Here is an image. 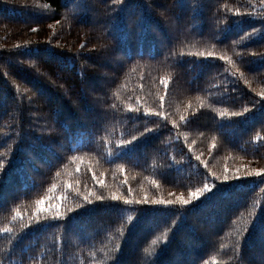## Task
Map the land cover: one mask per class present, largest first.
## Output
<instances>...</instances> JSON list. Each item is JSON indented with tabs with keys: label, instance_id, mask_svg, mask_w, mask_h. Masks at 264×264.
<instances>
[{
	"label": "trees",
	"instance_id": "obj_1",
	"mask_svg": "<svg viewBox=\"0 0 264 264\" xmlns=\"http://www.w3.org/2000/svg\"><path fill=\"white\" fill-rule=\"evenodd\" d=\"M0 162V264H264V0H0Z\"/></svg>",
	"mask_w": 264,
	"mask_h": 264
},
{
	"label": "snow or ice",
	"instance_id": "obj_2",
	"mask_svg": "<svg viewBox=\"0 0 264 264\" xmlns=\"http://www.w3.org/2000/svg\"><path fill=\"white\" fill-rule=\"evenodd\" d=\"M208 55H211V53H209ZM160 115H163V113H160ZM136 138L137 137H133V140L136 139ZM0 165H2V162H0ZM261 171H264V170H259L257 172V175H259ZM245 175H247V173H245ZM218 179H219V177H218ZM222 179H223V181H228L229 180V176L226 174V175L223 176ZM209 190H210L209 189V186L208 185H205L204 186V192H207ZM201 194L202 193L199 190H197V192L191 193L190 195L195 198V197H197L198 195H201ZM85 199L87 200V197H85ZM98 199H102V198L101 197H98ZM113 199H115V197H113ZM181 202L183 204H185V205L189 204V201L188 200H182ZM153 203H164V204H168V203H171V202L170 201H162V202L161 201H153ZM57 215H59V213H57Z\"/></svg>",
	"mask_w": 264,
	"mask_h": 264
},
{
	"label": "rangeland",
	"instance_id": "obj_3",
	"mask_svg": "<svg viewBox=\"0 0 264 264\" xmlns=\"http://www.w3.org/2000/svg\"><path fill=\"white\" fill-rule=\"evenodd\" d=\"M262 170H264V169H262ZM249 171H250V170H249ZM249 171L247 172V174H249ZM258 171H259L258 169L253 170V174L256 175ZM261 172H263V171H261ZM261 172H260V173H261Z\"/></svg>",
	"mask_w": 264,
	"mask_h": 264
}]
</instances>
